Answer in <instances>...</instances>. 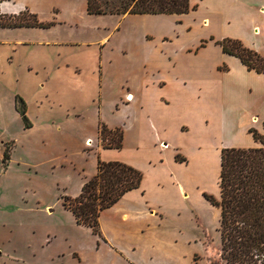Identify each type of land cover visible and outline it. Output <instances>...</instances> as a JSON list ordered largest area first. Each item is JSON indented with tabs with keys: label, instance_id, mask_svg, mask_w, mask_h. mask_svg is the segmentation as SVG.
<instances>
[{
	"label": "rangeland",
	"instance_id": "obj_1",
	"mask_svg": "<svg viewBox=\"0 0 264 264\" xmlns=\"http://www.w3.org/2000/svg\"><path fill=\"white\" fill-rule=\"evenodd\" d=\"M78 2L81 13L74 24L34 33L0 31V40L10 42L9 48L0 46V75L4 80L7 73L14 75L15 92L27 96L19 98L30 118L25 128L21 120L5 117L11 92L0 83V140L6 141L0 153V264H132L130 260L142 259L140 251L124 256L99 247L97 238L77 226L61 205L64 196L75 198L95 174L101 147L112 145L105 141L106 133L98 134L101 125L121 130L122 147L112 152L143 178L149 161H162L154 173L160 182L164 178L166 194L155 189L153 194L167 197V232L159 234V250L152 260L210 264L219 253V211L211 204L219 191L216 148L228 141L208 129L198 143L185 135L163 139L170 147L162 145L155 127L146 122L142 131L140 123L158 108L140 110L134 101L127 103L132 99L128 93L136 100L144 85L152 101L157 79L165 76L158 71L168 62L169 69L176 70L201 62L198 48L207 30L194 14L88 18L83 0ZM12 16L5 13L2 20L19 23L20 16ZM23 19L32 23L27 15ZM103 36V49L78 44L80 39ZM31 37L45 43L13 52L14 39ZM100 57L103 72L95 63ZM114 130L111 137L118 134ZM197 144L203 147L197 149ZM173 149L178 150L175 158ZM154 173L147 172V187Z\"/></svg>",
	"mask_w": 264,
	"mask_h": 264
},
{
	"label": "crops",
	"instance_id": "obj_2",
	"mask_svg": "<svg viewBox=\"0 0 264 264\" xmlns=\"http://www.w3.org/2000/svg\"><path fill=\"white\" fill-rule=\"evenodd\" d=\"M188 1L193 9L188 14L197 15L200 25L207 30L206 43L198 48L202 54V61L189 63L184 70H176L173 66L169 69L168 62L165 70L158 71L157 75L165 76L157 79L154 94L151 95L152 101L149 100V91L144 85L139 88L136 100L133 94L128 93V97L132 99L127 103L134 101L140 110L143 107L147 109L149 105L158 108L151 118L146 116L145 121L140 123H142V131H144L143 125L146 122L151 127L154 126L162 145L170 147L169 141L164 142L163 139L171 140L176 136L185 135H191L193 143H198L203 132L209 129L228 141L226 144L220 143L217 146L218 155L223 148H258L260 144L253 140L248 130L253 129L260 136H264V74L247 70L237 58L224 54L214 42L223 39L237 40L264 59V0ZM25 10L46 27L0 28V31L9 34L50 31L55 29L56 25L76 23V18L81 13L78 0H7L0 5V12L3 14L17 15ZM82 11L85 17H100L86 13V0H83ZM46 16H49V21H43ZM211 38L212 41H210ZM106 39L107 36L80 39L78 44L86 47L96 45L103 49L101 45ZM43 43L45 42L33 37L16 38L13 41L15 46L13 52L29 46L43 45ZM0 46L9 48V40L2 38ZM209 48L213 51H206ZM95 63L103 72L102 58H98ZM0 76L1 85L11 92L7 95L5 117L11 116L13 119L21 120L16 110L15 97L27 96L21 91L15 92L17 81L13 74L7 73V80L3 79L4 74ZM166 108L169 109L168 112H165ZM25 116L29 122L27 104L25 105ZM207 124H210L209 127ZM105 127L107 130L118 128ZM240 138L244 141H240ZM5 143V140H0V153H2L1 145ZM197 145V149L203 147L202 144ZM112 151L119 150L101 148L98 151L99 159L105 162L128 163V161L117 158L118 155ZM176 153L178 150L173 149V158ZM160 162L162 161L156 159L149 161L148 171L150 170L151 174L156 172V166ZM147 172L138 189L127 192L118 202L100 213L98 224L101 238L91 233L97 238L99 247L106 246L120 255L127 256L128 251H140L142 259L137 263L135 260H130L132 264H157V262L160 264V261L152 260L151 256L159 250L157 246L159 234L167 232L165 228L167 197L164 195L166 194L165 187L161 184V182L165 183V180L161 178L160 182V178L154 173L152 183L147 187L144 185L146 177L150 174ZM154 189L164 194L154 196ZM88 230L91 232L90 229Z\"/></svg>",
	"mask_w": 264,
	"mask_h": 264
},
{
	"label": "trees",
	"instance_id": "obj_3",
	"mask_svg": "<svg viewBox=\"0 0 264 264\" xmlns=\"http://www.w3.org/2000/svg\"><path fill=\"white\" fill-rule=\"evenodd\" d=\"M6 1L0 0V5ZM192 10L188 0H86V13L95 16L178 17ZM25 15L32 23H23ZM4 18L5 14L0 12V28L46 27L26 10L10 17L17 18V24L10 25L2 20ZM205 43L201 41L200 47ZM214 44L224 54L237 58L247 70L264 74V59L239 41L223 39ZM15 103L25 128H29L23 101L16 96ZM98 129V134L106 133L105 141L112 143L102 149H121L122 132L119 129L114 130L118 134L113 137L111 130L105 126L101 125ZM248 133L260 147L223 148L219 154L218 200L211 201L219 211V253L217 260L210 264H264V137L253 129H249ZM102 141L104 138L100 139ZM142 179L140 171L123 162H105L97 158L95 174L85 181L75 198L64 196L61 205L72 215L76 225L90 229L94 236L101 238L98 224L100 213L127 192L138 189Z\"/></svg>",
	"mask_w": 264,
	"mask_h": 264
},
{
	"label": "bare ground",
	"instance_id": "obj_4",
	"mask_svg": "<svg viewBox=\"0 0 264 264\" xmlns=\"http://www.w3.org/2000/svg\"><path fill=\"white\" fill-rule=\"evenodd\" d=\"M128 98V97H127Z\"/></svg>",
	"mask_w": 264,
	"mask_h": 264
}]
</instances>
